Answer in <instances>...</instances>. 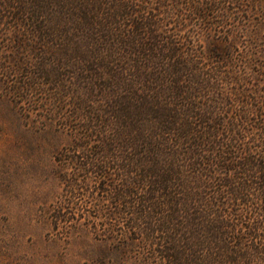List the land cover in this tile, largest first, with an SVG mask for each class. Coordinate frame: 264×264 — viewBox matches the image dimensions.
<instances>
[{"label":"trees","instance_id":"16d2710c","mask_svg":"<svg viewBox=\"0 0 264 264\" xmlns=\"http://www.w3.org/2000/svg\"><path fill=\"white\" fill-rule=\"evenodd\" d=\"M220 1L4 2L5 19L27 33L16 43L27 56L9 59L24 76L18 94L52 89L73 135L57 153L76 170L59 178L68 198L57 229L93 225L88 209L101 217L106 203L105 235L137 247L135 264H264V146L245 126L262 103L251 107L239 88L230 42L227 52L201 44ZM221 13L223 25L231 14ZM77 197L81 209L66 216Z\"/></svg>","mask_w":264,"mask_h":264},{"label":"rangeland","instance_id":"374dc122","mask_svg":"<svg viewBox=\"0 0 264 264\" xmlns=\"http://www.w3.org/2000/svg\"><path fill=\"white\" fill-rule=\"evenodd\" d=\"M5 1L0 0V264H135L137 247L119 249L117 237L105 235L106 203L99 207L101 217L94 209H88L89 214L98 216L90 217L93 225L81 220L80 224L72 221L69 227L64 223L58 229L54 226L57 203L68 198L59 178H68L76 171L58 163L57 153L73 143V135L69 127L57 121V100L47 94L52 89L35 93L23 89L18 94L17 81L24 76L10 70L9 59L27 56L25 50L16 46L27 33L12 19H5ZM217 6L216 10L206 11L212 27L202 35L201 44L208 49L214 39L226 52L227 42L232 44L235 58L231 63L245 79L239 88L247 90L251 107L262 103V108L248 115L247 136L255 140L254 144L264 146V0H221ZM222 10L231 16L220 25ZM223 65L219 69L226 68ZM222 85L227 90L235 88L228 82ZM69 108L66 105V111ZM236 113L232 109L231 116ZM251 147L259 148L252 144ZM85 177L84 173L78 175L80 179ZM89 191L86 188L84 196ZM74 202L73 209L64 210L68 217H74L73 211L80 210L83 204L78 197ZM82 210L87 212V207Z\"/></svg>","mask_w":264,"mask_h":264}]
</instances>
